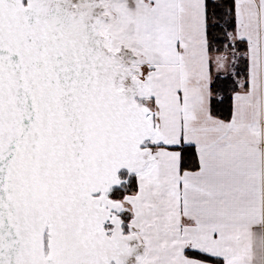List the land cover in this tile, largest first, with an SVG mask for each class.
<instances>
[{
  "label": "snow or ice",
  "instance_id": "6c2138e0",
  "mask_svg": "<svg viewBox=\"0 0 264 264\" xmlns=\"http://www.w3.org/2000/svg\"><path fill=\"white\" fill-rule=\"evenodd\" d=\"M0 264H264V0H0Z\"/></svg>",
  "mask_w": 264,
  "mask_h": 264
}]
</instances>
